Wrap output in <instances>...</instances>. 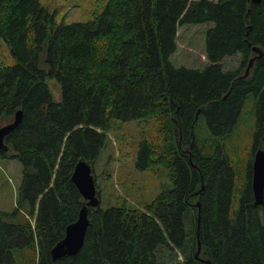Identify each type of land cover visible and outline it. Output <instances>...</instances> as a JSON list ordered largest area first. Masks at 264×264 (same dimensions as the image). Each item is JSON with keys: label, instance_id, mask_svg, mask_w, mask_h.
Segmentation results:
<instances>
[{"label": "trees", "instance_id": "1", "mask_svg": "<svg viewBox=\"0 0 264 264\" xmlns=\"http://www.w3.org/2000/svg\"><path fill=\"white\" fill-rule=\"evenodd\" d=\"M200 23H212L208 63L175 66L178 28ZM0 37L15 57L0 66V126L21 110L0 157L22 165L16 208L0 210V264H264V192L256 204L251 185L264 149V0H107L92 19L69 23L40 0H0ZM254 46L262 54L239 78ZM237 54L238 68L225 69ZM248 94L256 126L233 217L236 171L218 137L231 134ZM146 117L157 134L140 141L136 165L163 166L173 186L142 206H89L80 249L53 259L86 203L71 178L76 163L94 167L112 118Z\"/></svg>", "mask_w": 264, "mask_h": 264}, {"label": "rangeland", "instance_id": "2", "mask_svg": "<svg viewBox=\"0 0 264 264\" xmlns=\"http://www.w3.org/2000/svg\"><path fill=\"white\" fill-rule=\"evenodd\" d=\"M107 0H40L54 13L57 22L86 21L102 11ZM212 23L185 24L178 28L177 49L170 55L175 66L199 67L208 63L205 55V31ZM15 57L0 37V66L11 65ZM225 69H236L240 55L225 57ZM244 71V70H243ZM243 71L241 73H243ZM250 73V70L248 74ZM47 83L56 100L60 99V84L55 78ZM255 100L248 94L230 135L218 137L229 153L236 171L231 215H237L240 197L247 178L252 158L253 133L256 126ZM202 135L210 134L205 119H200ZM106 137L93 171L99 187V204L103 208L119 205L127 200L130 205L142 206L155 199L173 182L163 166L139 168L136 159L142 139H151L157 134V122L146 117L130 121L112 118L106 130ZM206 151L211 145L206 146ZM253 160V159H252ZM22 179V165L18 159L0 157V210L11 212L16 208L18 186ZM179 253V257L181 253Z\"/></svg>", "mask_w": 264, "mask_h": 264}, {"label": "water", "instance_id": "3", "mask_svg": "<svg viewBox=\"0 0 264 264\" xmlns=\"http://www.w3.org/2000/svg\"><path fill=\"white\" fill-rule=\"evenodd\" d=\"M258 3L261 0H250ZM255 54L249 59L246 66L245 73L238 76L239 78L245 77L250 68L252 67L255 59L262 54V50L258 46L253 47ZM21 119V110L15 114L12 122L0 126V149L7 150L8 145L4 142V136L15 126ZM72 181L76 184L79 191L86 199V203L79 211L78 218L66 227L64 237L59 240L51 249L53 259H60L68 255H74L83 244L84 236L88 225V207L96 206L99 204V197L97 194L96 180L92 172V167L86 160H79L72 173ZM251 185L254 195V202L259 204L263 200L264 192V149L258 148L252 160V178ZM199 205V201L196 202ZM198 253V250H197Z\"/></svg>", "mask_w": 264, "mask_h": 264}, {"label": "bare ground", "instance_id": "4", "mask_svg": "<svg viewBox=\"0 0 264 264\" xmlns=\"http://www.w3.org/2000/svg\"><path fill=\"white\" fill-rule=\"evenodd\" d=\"M258 3H259V2H258ZM245 70H246V69H245ZM244 73H245V72H244ZM244 73H243V74H244ZM243 74H241V75H243ZM247 75H248V74H247ZM247 75H246V76H247ZM246 76H245V77H246ZM229 158H230V157H229Z\"/></svg>", "mask_w": 264, "mask_h": 264}]
</instances>
